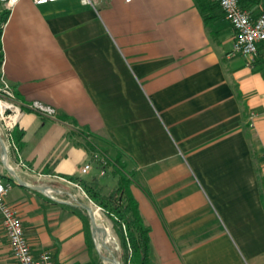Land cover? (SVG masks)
I'll use <instances>...</instances> for the list:
<instances>
[{"label": "crops", "instance_id": "0c3cea01", "mask_svg": "<svg viewBox=\"0 0 264 264\" xmlns=\"http://www.w3.org/2000/svg\"><path fill=\"white\" fill-rule=\"evenodd\" d=\"M241 6L257 17L264 0ZM216 16L207 24L196 0L14 7L2 33L5 81L25 109L57 114L26 109L18 152L3 139L11 168L46 194L10 179L0 142V176L14 184L7 204L35 256L93 264L74 212L86 210L67 178L99 182L98 145L134 175L151 264H264V46L252 59L234 54L235 30ZM116 182L99 184L108 193ZM93 211L110 233L112 220ZM0 264H18L1 212Z\"/></svg>", "mask_w": 264, "mask_h": 264}, {"label": "built area", "instance_id": "2783aa9c", "mask_svg": "<svg viewBox=\"0 0 264 264\" xmlns=\"http://www.w3.org/2000/svg\"><path fill=\"white\" fill-rule=\"evenodd\" d=\"M21 0H0L5 9L10 12ZM35 5H45L58 3L64 0H31ZM99 1L108 0H81L84 6L95 8ZM224 13L226 20L235 30V43L233 53L246 58H254L258 55L260 46H264V11L257 17L252 16L242 8L241 0H214ZM24 104L20 103L16 97L14 89L5 81L3 71L0 73V135L5 140L8 147L18 152V146L14 139V131L18 127L21 118L25 114ZM29 110L36 113L56 118V111L42 104H32L26 106ZM100 160V156H95ZM22 167H25L23 163ZM91 166L83 168V173L90 171ZM101 175H106L102 169ZM84 195L88 197L82 187L74 184ZM14 184L5 181L0 176V212L3 215L4 228L10 241L14 259L18 264H55L49 252H42L38 256L32 252L30 244L26 238L25 230L17 213L7 204V196L11 192ZM91 202L95 204L92 200ZM93 209L98 212H105L98 205Z\"/></svg>", "mask_w": 264, "mask_h": 264}, {"label": "trees", "instance_id": "16d2710c", "mask_svg": "<svg viewBox=\"0 0 264 264\" xmlns=\"http://www.w3.org/2000/svg\"><path fill=\"white\" fill-rule=\"evenodd\" d=\"M196 1L207 24L209 21L217 18L216 12L218 9L221 10V8L214 0ZM10 14L11 12L5 9L4 5L0 2V73L4 61L2 48L3 27L7 23ZM23 109L26 110L28 108L26 107L25 109V106H23ZM82 134L86 138L91 137L84 134V132ZM23 138L24 133L16 129L14 131V139L18 148L23 144ZM93 151L100 156L98 163L101 169L106 171V173L109 169H112L111 175L117 180L114 190L104 193V188L101 187L97 180L88 182L75 176H70L67 180L80 185L88 197L101 207L113 221L124 252V264H151V229L144 222L139 211L138 202L131 192L130 187L133 183L134 175L128 170L127 164L123 162L122 155L111 158L98 145L93 146ZM74 212L84 220L88 248L92 256L93 264H103V260L97 252V247L92 236L90 217L88 215L86 216V211L78 207L74 209Z\"/></svg>", "mask_w": 264, "mask_h": 264}, {"label": "rangeland", "instance_id": "374dc122", "mask_svg": "<svg viewBox=\"0 0 264 264\" xmlns=\"http://www.w3.org/2000/svg\"><path fill=\"white\" fill-rule=\"evenodd\" d=\"M116 181L117 180L113 179L112 175L99 177V182L101 185H107L110 183H114ZM105 188H108V187H105ZM76 190H77V193H79L81 196L80 202H82L84 205H88L92 208L95 207L94 205L96 203L93 204L91 202V199L89 197H87L86 195H84L80 189L76 188ZM105 191H107V189H105ZM99 213H100V215H102L103 218H105L106 220L108 219V216L105 212L101 211ZM87 215H88V212H86V216ZM109 221H111V220H109ZM111 223L113 224V228L111 229L110 234L112 235L111 237H113L115 240H113L114 242L112 240H109L105 244L101 241H98L97 246H96L97 252L102 256L101 258L103 260V264H113L110 260L115 259V258L117 259V261L120 264H124V262H123V253L124 252H123V249L121 247V242H120V239L116 233L114 223L112 221H111Z\"/></svg>", "mask_w": 264, "mask_h": 264}, {"label": "water", "instance_id": "95a60500", "mask_svg": "<svg viewBox=\"0 0 264 264\" xmlns=\"http://www.w3.org/2000/svg\"><path fill=\"white\" fill-rule=\"evenodd\" d=\"M0 142L2 144L3 151H4V164H5V167H6L8 174L10 175V179L12 181H14L16 184L23 186V187H26L30 190L43 192L45 194L48 193V188L41 187V186H29L20 178V176L17 174V172L13 168H11V166L8 163V148H7L3 138L1 137V135H0ZM83 208L89 214V217L91 220L92 234L95 237L96 246H97L98 241H101L105 244L107 242V239H108L110 233L108 232V230L105 227L102 226L101 221L96 217L92 207H90L88 205H83ZM110 261L113 264H120L116 258L112 259Z\"/></svg>", "mask_w": 264, "mask_h": 264}]
</instances>
